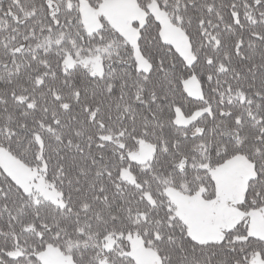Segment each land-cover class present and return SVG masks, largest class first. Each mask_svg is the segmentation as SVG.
I'll return each instance as SVG.
<instances>
[{"label": "snow or ice", "instance_id": "obj_1", "mask_svg": "<svg viewBox=\"0 0 264 264\" xmlns=\"http://www.w3.org/2000/svg\"><path fill=\"white\" fill-rule=\"evenodd\" d=\"M0 0V264H264V0Z\"/></svg>", "mask_w": 264, "mask_h": 264}, {"label": "trees", "instance_id": "obj_2", "mask_svg": "<svg viewBox=\"0 0 264 264\" xmlns=\"http://www.w3.org/2000/svg\"><path fill=\"white\" fill-rule=\"evenodd\" d=\"M6 6H7V0H5V4H4V7L6 8Z\"/></svg>", "mask_w": 264, "mask_h": 264}]
</instances>
